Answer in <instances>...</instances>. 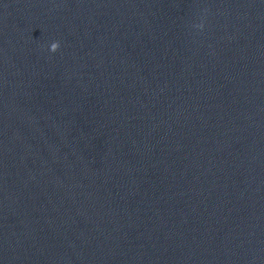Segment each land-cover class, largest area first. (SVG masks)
Segmentation results:
<instances>
[{
  "label": "water",
  "instance_id": "95a60500",
  "mask_svg": "<svg viewBox=\"0 0 264 264\" xmlns=\"http://www.w3.org/2000/svg\"><path fill=\"white\" fill-rule=\"evenodd\" d=\"M0 264H264V0H0Z\"/></svg>",
  "mask_w": 264,
  "mask_h": 264
},
{
  "label": "clouds",
  "instance_id": "9594fccd",
  "mask_svg": "<svg viewBox=\"0 0 264 264\" xmlns=\"http://www.w3.org/2000/svg\"><path fill=\"white\" fill-rule=\"evenodd\" d=\"M60 46V42L59 41H52L49 45V50L51 52H55Z\"/></svg>",
  "mask_w": 264,
  "mask_h": 264
}]
</instances>
